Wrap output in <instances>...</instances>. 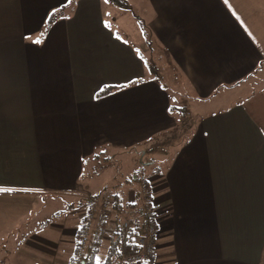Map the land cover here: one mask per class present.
<instances>
[{
  "label": "crops",
  "instance_id": "obj_1",
  "mask_svg": "<svg viewBox=\"0 0 264 264\" xmlns=\"http://www.w3.org/2000/svg\"><path fill=\"white\" fill-rule=\"evenodd\" d=\"M68 2L0 0V237L28 236V213L40 210H28L30 195L81 197L65 222L52 224L53 239L30 233L14 262L0 242V261L72 264L84 197L103 185L81 177L88 162H100L105 142L129 147L171 133L169 164L148 178L163 253L144 264H264V97L252 104L249 84L259 75L252 85L264 91V0H137L148 10L141 29L150 43L138 51L134 42V57L102 0H74L44 32ZM153 46L161 68L140 52ZM140 58L154 76L141 72ZM130 82L95 99L106 84ZM177 96L189 114L180 123L169 112ZM113 199L117 211L129 204ZM116 228L110 213L101 237L110 241ZM102 243L98 255L113 248Z\"/></svg>",
  "mask_w": 264,
  "mask_h": 264
},
{
  "label": "rangeland",
  "instance_id": "obj_2",
  "mask_svg": "<svg viewBox=\"0 0 264 264\" xmlns=\"http://www.w3.org/2000/svg\"><path fill=\"white\" fill-rule=\"evenodd\" d=\"M126 1L128 2V5H126L128 7L125 6L126 7L125 9H121L120 6H116L117 4L114 5L110 0H108L107 3L105 2V0H102V4L104 6V9H106L111 15V16H107V20L111 23L113 27L117 28V30L121 33V35L126 40V42L130 43L128 48L131 51L132 56L134 57V42L136 44L138 43L139 45L145 40V36H144L145 29L143 27L141 29V26L142 25L147 26L146 22L148 20V10L143 8L146 7V4H142L140 6L134 5V2L137 0H126ZM141 10H143L144 13ZM139 17L144 20L142 21L138 20ZM150 36L151 34L149 33L148 38H150ZM136 47L137 50L139 51L140 45ZM154 47L159 49L158 46H153V48L149 49L147 53L143 52V49L140 50V52L145 56L155 59L154 62L156 66H158L157 68H161L157 64V63H161L160 55L158 56V54L156 55V53L153 52ZM165 53L166 52H164V54ZM139 62L140 65L144 68V70L141 69V72H148V74H150L152 71V75L153 76L155 75L156 67L154 68L153 66V68L151 69L150 64L147 63L148 66L147 69L146 63L144 61L142 62L141 58ZM259 73L260 72H258V74ZM51 74L52 76H54L53 72H51ZM254 75L255 74H253L254 78L251 77L249 81L252 90V94L250 95V98L253 99L252 104L254 102V99L260 100L262 97H264V91L259 89L258 84L252 85L253 82H255L252 80H255V78L256 79L259 78V75L257 76ZM162 79H164V77H162ZM55 81L56 80L52 79V84H55L56 83ZM221 90L226 91L227 88H223ZM235 96L237 99L241 95L236 93ZM176 98L178 99V101H176L173 105L171 104L172 107H170L169 112L172 113L170 115L173 118L177 119V122L180 123L189 114L185 107L186 102L179 101L180 99L179 96H177ZM242 98H244V96H242ZM174 135L175 134L171 135V133H168L167 135L165 134L155 135L151 137V139L145 142L135 144V146H133L134 143L132 144V146L129 145V147H134L135 149L131 148L130 152H123V153L122 151H126L129 147H126V145L124 147L122 144L114 146L116 142H110V143L105 142L104 145L106 150L102 154V157L100 158L101 159L100 162H96L95 160H90L88 162L89 165L88 168L91 172H88L87 174L82 173L81 177H83V179L90 177L93 180V183H99V184L103 183L102 187L99 190L93 191V194L98 196L96 198L103 197V195L105 194L106 195L116 194L123 197L124 198L123 201L125 202V204L129 203L127 205L129 207L123 205V207L127 210L128 215L124 214L121 211L119 212L131 218L132 220H136V216L139 218V214L136 213V211L140 208L144 209L145 205L148 204V201L146 200L147 199L146 193L143 191L145 190L143 189V185H142L143 181L148 182L147 184L149 185L150 195L154 197L155 188L153 186H150L151 182L148 181V178L152 175H158L159 171L162 172L166 169L171 159L170 158L171 153L174 152V147L176 145L173 139ZM177 136L182 139L183 135L180 133ZM117 143H120V141ZM137 150H139L140 152L137 153ZM143 150H146L147 153L145 152L144 154V152H142ZM112 152L121 153L117 156L115 161H111L109 159ZM150 152H152V154H150ZM151 156H153L154 160L151 159ZM97 185L98 184H96V186ZM86 194L88 195V193ZM88 196L91 197L93 195L89 194ZM28 198H29L28 200H30V202H28L27 204L28 210H36V209H40V210H36L37 218L28 213V218H27L28 222L21 230L24 231V233H27L28 236L30 233H33L36 230H44L43 235L49 236L51 239H53L54 233H51V231L54 230L57 233L59 231L57 230L58 227L52 224L65 222L64 219L72 214V209L67 208L68 204L74 203L75 205L76 201L81 197L80 195L77 194L71 196V195H65L59 193H53V194L41 193L39 195L38 194L30 195ZM150 203H152L151 200ZM154 206L155 205L152 206L153 210H157V208H155ZM110 207H112L111 204ZM103 224L101 226L102 230H103ZM121 226H122V221L120 217L116 216V227L121 228ZM101 233L99 238L102 235ZM28 236L25 238L19 236L0 237V242L3 243L4 249L11 251V262H14L16 258L19 256L18 253L14 252L15 248L18 247L20 244L22 245L25 239L29 243L31 242L30 239L32 238ZM73 239L75 240V235L73 236ZM119 241L113 244L112 249L109 250L104 249L101 255L97 256L99 257V262L109 261L108 264H119ZM102 242H103L102 243L103 248L109 246L108 245L109 241L106 237V232L102 236ZM155 253H157V255H161V253H163L162 248L160 246L158 247L157 241H156ZM0 255L2 256L3 254L0 252ZM74 255L76 256L75 252L73 254V257ZM104 257L106 258L104 259ZM1 258L4 260L0 261V264H6L7 255L5 254L4 258L3 257ZM122 264H131V263L123 262Z\"/></svg>",
  "mask_w": 264,
  "mask_h": 264
},
{
  "label": "built area",
  "instance_id": "obj_3",
  "mask_svg": "<svg viewBox=\"0 0 264 264\" xmlns=\"http://www.w3.org/2000/svg\"><path fill=\"white\" fill-rule=\"evenodd\" d=\"M88 210L84 217V230L81 235L80 247L76 253V258L81 261L89 247L93 246L95 241L99 238L101 233V226L106 219L107 214H114L120 217L122 226L120 228L119 241V264L123 262L131 264H144L149 262L155 256L157 228L156 222L153 219L154 212L149 205H145L143 212L148 221L144 228L135 227L139 233L135 239L137 245L134 250V240L132 241L131 228L133 220L119 211L110 207L111 201L107 196L96 198L95 196H87ZM128 245V250L126 246Z\"/></svg>",
  "mask_w": 264,
  "mask_h": 264
},
{
  "label": "trees",
  "instance_id": "obj_4",
  "mask_svg": "<svg viewBox=\"0 0 264 264\" xmlns=\"http://www.w3.org/2000/svg\"><path fill=\"white\" fill-rule=\"evenodd\" d=\"M74 1V0H73ZM73 1L68 2L67 4H65L64 6L58 8L57 10L52 11V13L48 16L47 20H46V24L44 26V32L47 31L49 29V26H51V24L53 23V21L56 19V17L58 16H63L66 15L67 13H65V9H70L73 5ZM115 4H117L118 6L122 7V8H126L128 5L126 0H112ZM126 6V7H125ZM144 30V29H143ZM144 36L146 39V43L149 44V40H147L146 37V30H144ZM144 62L147 64L149 62H147L146 60H144ZM151 69L153 68L152 64H150ZM134 84V82H130V83H126V84H113V85H105L103 86L100 90H98L95 93V99H101L104 98L106 96L112 95L116 92L122 91L123 89L129 88ZM148 182L143 181V190L146 193V197H147V201L148 204L150 206V209L154 212V216L153 219L156 222L155 218H156V211L153 210L152 205L150 204V190H149V185L147 184ZM88 195H86L84 197V200L86 201V203H88V199L87 198ZM98 197V196H96ZM108 198H110L111 200H113V202H115V198L116 195H108ZM147 204V205H148ZM88 205V204H87ZM114 207H116L118 210L123 211L126 215H128L127 210L123 209V205L119 204V205H115ZM145 208V207H144ZM136 213L139 214V218L136 216V220H133V226L130 230L131 235H132V241L134 240V250L138 249L137 245L135 244V239L137 237V235L139 234L136 230L133 231V229H135V227H140V228H144L148 218H146L145 213L143 212V208H140L136 211ZM108 215V214H107ZM106 215V216H107ZM139 220V222H138ZM156 228H157V233H158V226L156 224ZM84 230V224L82 223V225L79 226V229L77 230V233L75 235V243H76V247H75V253L78 252L79 247H80V240H81V235L83 233ZM115 233V237H112L111 240L109 241L110 246L113 247V244L115 242L119 241L120 238V228H116ZM102 242V237H100L98 240L95 241V243L93 244V246L89 247L88 250L86 251V255L85 257L81 260L78 261L76 256L74 255L73 259H72V264H97V259L96 257L98 256V244H101ZM126 250H128V245L126 246ZM109 261H100L99 264H108Z\"/></svg>",
  "mask_w": 264,
  "mask_h": 264
},
{
  "label": "snow or ice",
  "instance_id": "obj_5",
  "mask_svg": "<svg viewBox=\"0 0 264 264\" xmlns=\"http://www.w3.org/2000/svg\"><path fill=\"white\" fill-rule=\"evenodd\" d=\"M69 2H71V0H69ZM105 2L107 3L108 0H105ZM0 191H6V189L0 188ZM7 191H11V189H7ZM133 231H135V229H133ZM97 264H99V257H97Z\"/></svg>",
  "mask_w": 264,
  "mask_h": 264
}]
</instances>
